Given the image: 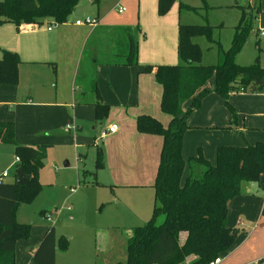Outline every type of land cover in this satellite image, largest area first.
Instances as JSON below:
<instances>
[{
  "label": "trees",
  "instance_id": "16d2710c",
  "mask_svg": "<svg viewBox=\"0 0 264 264\" xmlns=\"http://www.w3.org/2000/svg\"><path fill=\"white\" fill-rule=\"evenodd\" d=\"M78 1L0 0V25L9 22L16 31H20L23 26L37 25L44 19L64 23ZM255 1L254 14L247 18L244 14L240 16L233 27L230 45L225 50L218 40L213 39L212 27L208 23L178 24V62L158 67L161 85L159 107L169 116L168 124L164 126L148 114H140L135 119L138 132L161 138L152 185L153 208L144 223L127 229L126 257L111 264H207L232 246L235 230L226 225L227 203L241 193L244 183L258 182L264 174V141L220 145L216 148L215 162L211 163L200 151L184 160L182 138L188 129V116L199 107L206 94L212 92L222 98L224 107L232 115L231 124L235 112L228 102L230 94L264 93V67L259 64L258 57L249 65H240L235 61L257 17L259 0ZM172 2L157 0L158 14L162 15ZM179 9L196 10L182 3ZM123 29L127 43L120 53V63L133 66L137 64V43L128 29ZM196 36L205 37L209 44L216 41L218 52L215 64L199 63L201 53L194 41ZM254 44L257 46V40ZM0 50V83H14L20 58L16 52ZM151 68L146 65L143 70L150 71ZM209 78L214 79L211 90L204 88ZM89 91L93 93L94 118L102 121L109 107L102 101L94 80L89 85ZM0 142L14 145L19 157L16 166L30 177L23 185L17 184L15 179L0 181V264H15L16 239L28 237L30 224L17 222L14 212L19 199L29 201L36 195L39 189L36 181L38 168L46 157L48 146L18 144L12 121H0ZM95 162L98 166L103 164L100 148L97 149ZM185 165L187 174L184 176ZM63 241L62 249H65ZM31 260L36 264H54L53 226L43 233L31 252ZM261 262L264 264V257Z\"/></svg>",
  "mask_w": 264,
  "mask_h": 264
},
{
  "label": "rangeland",
  "instance_id": "374dc122",
  "mask_svg": "<svg viewBox=\"0 0 264 264\" xmlns=\"http://www.w3.org/2000/svg\"><path fill=\"white\" fill-rule=\"evenodd\" d=\"M255 2V0H173L169 8L159 15L157 0H154L155 16L164 18L165 28L160 31L154 30L152 24L146 28L141 27L140 38L143 41H151L163 33V37L172 34L175 41L178 24L208 23L212 27L213 39L218 40L225 50L230 45L233 27L238 23L240 16L244 14L247 18L254 14L253 3ZM181 3L194 7L196 10L179 9ZM149 5L150 0H145V7ZM95 10L96 5H93L77 16L91 15L96 13ZM254 23L235 57L240 65H249L255 56L259 58L260 54L264 53L260 42H258L259 48L254 44V38L260 41L262 39L261 34L256 35ZM6 24H10L15 32V26L12 23L1 24V43H7L15 36ZM194 41L200 48L199 63L215 64L218 52L216 41L209 44L203 36H196ZM177 62L178 58H175L172 63ZM138 70L139 67L136 68L135 75ZM211 79L213 78L208 80ZM57 82L48 69L27 61L17 66L16 81L7 84L16 91V101L19 102L28 96L37 103H43L40 109L23 110L19 115L22 120L28 119L32 123L43 122L42 126H34L35 135H41L40 139H44L36 140V143L49 145L46 157L38 168L36 181L39 189L36 195L29 201L19 199L14 212V219L17 222L30 224L28 237L16 239L14 263L36 264L31 260V250L38 245L43 233L50 226L54 227L55 232L54 264H111L116 260L123 261L126 257L127 229L140 225L149 218L153 193L151 187L147 185L141 188L112 186L114 183L108 180L110 171L104 160L107 149L112 151L111 144L108 142V136L111 133L101 136L100 131L106 127V121L115 123L121 133H128L132 125L137 130L135 116L141 112H150L133 113L145 103H151L150 109L154 112L148 115L156 119H158L157 116L161 119L168 117L161 112L159 102L154 104L155 99L160 101L161 95L158 92L151 95L141 93L137 96L133 92L127 95L126 99H121L120 103L114 104L104 101L99 90L102 100L109 109L102 121H96L92 104L79 105L75 107L72 114L71 108L52 103L55 91L52 84ZM68 87L67 84L59 85V88L64 91ZM1 100L3 99L0 98ZM16 108V106L14 108L7 104H0L1 115L6 117L5 114H7V118L0 121H12L15 127L20 128V118L16 116ZM57 108L63 110L60 117L56 113ZM229 115L232 121V115L230 113ZM168 120L165 125L168 124ZM231 124H236V115ZM67 125L74 128L67 129ZM126 138L129 142L130 136ZM22 139L27 141L25 137ZM15 141L20 145L32 143L18 142L16 138ZM94 142L98 144L97 147ZM128 142L122 147V154L126 157V163H122L123 172L139 171L144 174L148 172L150 177H155L158 165L156 158L161 148L158 155H153L143 169L139 164L137 144ZM98 148L103 151V164L100 166L95 162ZM17 155L13 144L0 142V172L3 169L9 172V176L4 178V181L11 180V173L17 168L13 161ZM129 215L130 218H127ZM63 240L66 243L65 249H62Z\"/></svg>",
  "mask_w": 264,
  "mask_h": 264
},
{
  "label": "crops",
  "instance_id": "0c3cea01",
  "mask_svg": "<svg viewBox=\"0 0 264 264\" xmlns=\"http://www.w3.org/2000/svg\"><path fill=\"white\" fill-rule=\"evenodd\" d=\"M87 3H90L89 8L96 5V13L85 15L97 18L98 22L95 25H76L75 20L82 17L73 13L64 23L44 19L37 25H26L20 31L15 30V32L10 24H6L15 36L7 43L0 42V49L16 52L20 63L28 61V63L48 69L55 81H58L52 84L55 89L52 103L71 108L72 114L75 107L92 104L93 93L89 91V85L93 80L104 101L114 104L120 103L121 99H126L127 95L133 92L137 96L141 93L151 95L158 92L161 95L158 67L169 63L175 64L172 62L177 58V37L174 41L172 34L163 37L164 34L161 33L151 41L141 40V27L146 28L152 24L154 30L160 31L165 28L164 18L155 16L154 0H150L147 8L145 0H97L96 2L79 0L78 6H84ZM119 7H123L121 12L118 11ZM258 8L254 25L256 35L261 34L262 39L260 41L254 38V42L256 40L260 42L264 52V0L258 1ZM123 28L128 29L137 43V64L133 66L120 63V53L124 51L127 43ZM256 47L259 48L258 44ZM1 55L0 50V57ZM258 62L264 67V53L260 54ZM146 65L152 67L150 71L143 70ZM138 67V75H135ZM213 81L214 79L206 81L204 88L211 90ZM60 84H67L69 87L64 91L59 88ZM47 92L50 93L48 90ZM0 98L3 99L0 104L17 107L16 116L20 118V128L14 125L16 140L32 142L28 144L31 146L44 144L36 143V140L43 141L44 139H40L41 135H35L36 130L34 129V126H42L44 123L22 120L19 115L23 110H38L43 103H37L28 96L18 102L16 91L2 83H0ZM157 102L159 101L155 99L154 104L156 105ZM228 102L235 110V125H228L230 115L223 105V100L212 92L206 94L201 99L199 107L190 113L187 119L188 129L182 138L184 160L200 151L206 160L214 163L216 148L220 145H244L264 141V93H232L228 97ZM150 104L145 103L133 114L140 111L153 114ZM56 113L60 117L63 110L57 108ZM150 113H138L135 119L140 114ZM5 116L0 113V119L7 118V114ZM157 118L165 126L169 116L162 117V119L157 116ZM14 120L16 122V119ZM109 124L115 123L106 121V127ZM106 127H103L101 131ZM128 135L130 136L129 142L126 138ZM23 137L27 138V141L23 140ZM108 138L112 151L106 148L107 153L104 160L110 171L108 180L114 183L112 186L141 188L147 185L151 187L153 193L154 177H150L148 172L146 174L139 171L123 172L122 163H126V157L122 154V147L127 142L137 144L139 164L144 169L153 155H158L161 148L160 136L138 132L132 125L128 133H121L117 126L116 131ZM94 145L97 147L98 144L94 142ZM13 161L17 165L18 162L14 159ZM186 174L187 165L183 170V175ZM13 179H15V171L11 173L9 182ZM127 218H130V215ZM226 225L235 230V239L232 246L220 255L219 264H262L261 260L264 257V174L259 177L258 182L244 183L241 193L228 201Z\"/></svg>",
  "mask_w": 264,
  "mask_h": 264
},
{
  "label": "built area",
  "instance_id": "2783aa9c",
  "mask_svg": "<svg viewBox=\"0 0 264 264\" xmlns=\"http://www.w3.org/2000/svg\"><path fill=\"white\" fill-rule=\"evenodd\" d=\"M122 10H123V7H119L118 8V11L121 12ZM97 22H98V19L97 18L85 16V17H82L80 19H76L74 23L76 25H95ZM48 29H50V27H48ZM66 128L67 129H71V128H74V127H71L70 125H67ZM116 129H117L116 124H110L103 131H101L100 135L101 136H105L106 134L114 133L116 131ZM14 160L16 162H19V157L18 156H15ZM7 175H8L7 170L6 169L3 170L0 173V181H2ZM220 261H221V257L220 256H217L213 260H211L210 262H208L207 264H219Z\"/></svg>",
  "mask_w": 264,
  "mask_h": 264
},
{
  "label": "water",
  "instance_id": "95a60500",
  "mask_svg": "<svg viewBox=\"0 0 264 264\" xmlns=\"http://www.w3.org/2000/svg\"><path fill=\"white\" fill-rule=\"evenodd\" d=\"M90 6V3H87L84 6H75L72 13L74 15L81 14L85 12ZM30 177L29 175L25 174L21 167H17L15 170V182L19 185L27 184Z\"/></svg>",
  "mask_w": 264,
  "mask_h": 264
}]
</instances>
